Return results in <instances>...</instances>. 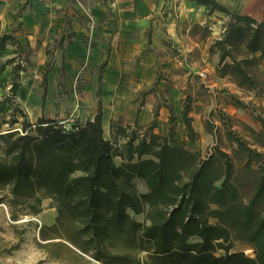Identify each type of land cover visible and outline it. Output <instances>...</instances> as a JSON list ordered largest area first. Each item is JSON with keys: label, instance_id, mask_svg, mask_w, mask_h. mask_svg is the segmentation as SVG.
<instances>
[{"label": "trees", "instance_id": "obj_1", "mask_svg": "<svg viewBox=\"0 0 264 264\" xmlns=\"http://www.w3.org/2000/svg\"><path fill=\"white\" fill-rule=\"evenodd\" d=\"M76 1L68 0L69 5ZM194 1L211 12L235 14L216 1ZM26 5L14 14L16 21ZM234 16L241 23L230 24L210 49L220 51L217 76L229 77L241 94H262L257 76L264 77V22ZM66 19L69 33L66 28L55 34L58 50L76 37L72 19ZM20 30L17 25L0 34V51L12 47L14 52L0 63V74L13 65L9 90L0 100V207H7L11 222L41 215L43 202L51 200L56 222L41 227L46 243L40 246L58 262L63 259L59 253H69L63 259L69 264H264V152L236 137L233 156H243L247 166L257 162L261 173L237 175L234 157L219 145L221 123L233 116L221 105L209 112L205 122L212 126L205 129L215 144L205 157L176 139L178 118L172 108L167 135L155 133L156 112L148 126L113 121L112 138L106 139L101 101L94 120L70 124L42 117L32 122L17 100L25 70L24 47L16 36ZM46 55L45 89L52 69L50 48ZM216 92L225 93L230 105L248 106L239 95ZM183 95L182 118L187 138L195 143L200 136L191 113L197 102L188 91ZM137 181L147 192H139ZM132 214H146L148 223ZM236 242L251 247L254 256L234 252ZM218 250L224 254L217 255Z\"/></svg>", "mask_w": 264, "mask_h": 264}, {"label": "crops", "instance_id": "obj_2", "mask_svg": "<svg viewBox=\"0 0 264 264\" xmlns=\"http://www.w3.org/2000/svg\"><path fill=\"white\" fill-rule=\"evenodd\" d=\"M212 1L232 13L264 22V0ZM26 3V10L16 21V10ZM88 11L94 25L76 19V12L86 15ZM218 14L219 11L211 12L207 5L194 0H107L88 9L76 3L69 5L68 0H0V34L10 33L21 25L16 36L24 47L21 62L25 70L21 72L17 100L32 122L42 117L70 124L94 120L101 101L106 139L112 138L113 121L148 126L154 121L156 112L159 116L155 133L167 135L172 108L178 118L176 139L191 147L206 136L212 141L211 150L214 137L202 123L195 126V112L191 116L200 139L192 143L187 138L182 118V90L194 79V60L187 55L191 57L195 47L205 43L196 35L195 28L215 23V18L220 17ZM67 16L73 20L76 37L62 50L63 64L51 63L45 89L44 70L48 61L46 51L50 48L47 46L52 43L50 35L68 30ZM12 57L13 48L0 51V63ZM102 65L105 67L99 96ZM182 66L184 70L180 69ZM164 67L172 74L166 75L162 71ZM12 69L13 65H9L0 74V100L9 90ZM213 73L209 88L241 94L229 77L219 78L214 69ZM176 75L184 79L186 86L182 89ZM222 106L231 116L237 113L232 105Z\"/></svg>", "mask_w": 264, "mask_h": 264}, {"label": "rangeland", "instance_id": "obj_3", "mask_svg": "<svg viewBox=\"0 0 264 264\" xmlns=\"http://www.w3.org/2000/svg\"><path fill=\"white\" fill-rule=\"evenodd\" d=\"M103 2H105V0H77L76 4L88 9L89 7L92 8L96 4H102ZM75 15L78 21L81 19V21L86 23H89L90 21L88 17V15H90L89 11L86 15L78 14V12L77 14L75 13ZM218 15L220 17H216L214 20L215 23L211 22L212 24L210 26H196V35L203 38L205 43L203 45L200 44L199 47H195L194 53L191 57L187 55V58H193L195 68H192L194 69L192 70V77L194 78L192 80L193 83L191 85L189 84V87L185 91L189 92L193 102H197L196 104H193L195 113L197 114H193L195 115V126L202 123L204 128L206 125L208 127L212 126L210 122H205L208 119L207 117L210 111H214V109L217 110V106L219 105H230L228 104V96L225 93L221 94L208 87L210 81L214 79L215 74L213 73V69L216 70L220 60L219 49H216L215 53L212 54L210 51L211 46L218 40L224 38V34L230 24L241 23L233 14L226 15L219 11ZM210 28L214 29V31ZM67 33H69V29L67 30ZM50 37L52 43L47 46L50 47L52 52L50 63L61 66L64 62V56L62 55V50L55 48L56 44L54 43V39H57V35L52 34ZM216 37H218V39L214 40ZM236 54L237 52L233 51V55ZM180 60L181 57H179L178 61ZM180 69L184 70L183 66ZM261 70L264 72L263 67H261ZM162 71L165 72L166 75L172 74L170 69L165 71V67ZM176 76H178L177 79L179 81V86L182 89L186 86L182 81L183 78L179 75ZM257 82L259 86L264 85L263 74H258ZM260 93L255 91L242 92L239 97H241L245 104L248 105L247 108L242 109L236 107L237 113L231 118V120L221 123L222 129L220 132L219 145L231 156H233V149L237 147L234 143L236 137L244 139L249 145H254L253 148H256L260 152H264V148L262 147L264 145V93ZM214 120H217V118H214ZM7 129V125L2 127L3 131H6ZM211 143L212 141L204 136L202 140L189 147L193 151H200L205 157L210 151L209 146ZM233 157L236 162L237 175H261L259 171L260 165H258L257 162L247 166L243 160V156L239 155ZM116 162L119 164L120 159H117ZM137 186L139 192H147V188L142 181H137ZM246 192L249 191L246 190ZM56 217L57 211L53 208L51 200H45L43 202V213L41 215L37 217H22L18 222L10 221L8 209L5 205H2L0 207V264H69L66 261L70 256L69 253L64 251L63 253H59V255L66 260L62 259V261L58 262L53 260L49 253L40 246V244L46 243V241L41 240V227L54 225ZM134 217L139 222L148 223L146 221V214ZM233 251L245 252L249 256H254L252 248L241 242L235 243ZM216 254L222 255L224 254V251L218 250ZM72 260H75V258H72ZM80 264L89 263L82 262ZM90 264L98 263L92 262Z\"/></svg>", "mask_w": 264, "mask_h": 264}, {"label": "built area", "instance_id": "obj_4", "mask_svg": "<svg viewBox=\"0 0 264 264\" xmlns=\"http://www.w3.org/2000/svg\"><path fill=\"white\" fill-rule=\"evenodd\" d=\"M88 17H89V23L91 24V25H94V19H93V16L92 15H88Z\"/></svg>", "mask_w": 264, "mask_h": 264}]
</instances>
